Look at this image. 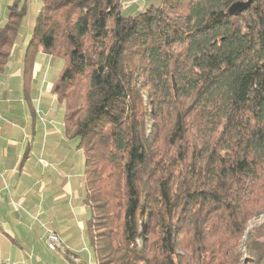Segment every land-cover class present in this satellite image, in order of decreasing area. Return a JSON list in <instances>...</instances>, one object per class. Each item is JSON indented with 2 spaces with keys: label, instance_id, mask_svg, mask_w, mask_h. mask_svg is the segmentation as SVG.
I'll return each mask as SVG.
<instances>
[{
  "label": "trees",
  "instance_id": "obj_1",
  "mask_svg": "<svg viewBox=\"0 0 264 264\" xmlns=\"http://www.w3.org/2000/svg\"><path fill=\"white\" fill-rule=\"evenodd\" d=\"M41 0L23 54L83 152L93 264H264V0ZM0 27V68L24 7Z\"/></svg>",
  "mask_w": 264,
  "mask_h": 264
},
{
  "label": "crops",
  "instance_id": "obj_2",
  "mask_svg": "<svg viewBox=\"0 0 264 264\" xmlns=\"http://www.w3.org/2000/svg\"><path fill=\"white\" fill-rule=\"evenodd\" d=\"M28 38L20 36L0 68V264H88L94 254L85 233L83 164L77 183L73 154L61 138L62 110L57 113L51 96L34 84L40 62L24 76ZM50 230L61 238L56 250L46 245Z\"/></svg>",
  "mask_w": 264,
  "mask_h": 264
},
{
  "label": "rangeland",
  "instance_id": "obj_3",
  "mask_svg": "<svg viewBox=\"0 0 264 264\" xmlns=\"http://www.w3.org/2000/svg\"><path fill=\"white\" fill-rule=\"evenodd\" d=\"M125 1V0H124ZM11 3V0H0V22L2 19H6L8 15V5ZM125 5L126 3L123 2ZM41 6V0H20L19 7H24V16L22 17V20L20 22V36L22 35H29L31 26L34 22L35 16ZM1 27V26H0ZM39 53V52H38ZM40 62L41 69L39 71L34 72V84L35 87H37L40 90H44L45 93L49 94L51 97L49 98L52 104L53 109L58 113L59 110H62V120H63V101H60L55 94L51 91V84H54L55 79L57 78L59 71L63 65V60L59 57H53L45 52H42V54L38 55L36 57V60ZM47 98V96H45ZM58 125V124H57ZM55 128H57L56 125H54ZM62 139L65 141L64 148L66 150H69L73 154V167H72V173L73 176H78L82 172V164H83V153L81 149H76L74 146V143L76 142L75 139H67L64 133V126L62 128ZM76 176V181L79 183V178ZM74 179V180H75ZM82 191L84 193V186L82 187ZM87 220V219H86ZM85 220V224H86ZM248 227L253 228L252 232L253 235L256 236V238L259 237V231L261 229L264 230V213L259 218L251 219L248 222ZM259 240L264 242V234H262L259 237ZM88 264H93L92 261H88Z\"/></svg>",
  "mask_w": 264,
  "mask_h": 264
},
{
  "label": "built area",
  "instance_id": "obj_4",
  "mask_svg": "<svg viewBox=\"0 0 264 264\" xmlns=\"http://www.w3.org/2000/svg\"><path fill=\"white\" fill-rule=\"evenodd\" d=\"M61 244V238L55 231H48L46 236V245L50 250H56Z\"/></svg>",
  "mask_w": 264,
  "mask_h": 264
},
{
  "label": "water",
  "instance_id": "obj_5",
  "mask_svg": "<svg viewBox=\"0 0 264 264\" xmlns=\"http://www.w3.org/2000/svg\"><path fill=\"white\" fill-rule=\"evenodd\" d=\"M251 0L234 2L228 9L230 14H237L247 8Z\"/></svg>",
  "mask_w": 264,
  "mask_h": 264
},
{
  "label": "bare ground",
  "instance_id": "obj_6",
  "mask_svg": "<svg viewBox=\"0 0 264 264\" xmlns=\"http://www.w3.org/2000/svg\"><path fill=\"white\" fill-rule=\"evenodd\" d=\"M58 235V234H57Z\"/></svg>",
  "mask_w": 264,
  "mask_h": 264
}]
</instances>
